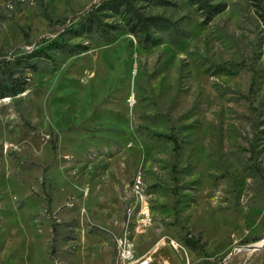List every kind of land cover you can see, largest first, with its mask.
<instances>
[{"label": "rangeland", "instance_id": "1", "mask_svg": "<svg viewBox=\"0 0 264 264\" xmlns=\"http://www.w3.org/2000/svg\"><path fill=\"white\" fill-rule=\"evenodd\" d=\"M105 2L0 0V264H264V0Z\"/></svg>", "mask_w": 264, "mask_h": 264}, {"label": "trees", "instance_id": "2", "mask_svg": "<svg viewBox=\"0 0 264 264\" xmlns=\"http://www.w3.org/2000/svg\"><path fill=\"white\" fill-rule=\"evenodd\" d=\"M138 1H147L151 2L153 0H106L104 3V6L107 10H110L114 13H125L127 14V24H129L130 28L129 30L135 34V35H141L144 37V41H141L142 44H156L158 41L151 35L150 29L151 27H159L163 25V21L161 18L155 17V16H149L145 17L144 15L137 13V11L134 8L135 2ZM197 3H199L201 6L207 8L208 12H212V10H215L214 7L210 5V0H196ZM80 21L81 29L83 30H89V31H96L97 33H100L101 35L108 37L109 34L113 31L118 30L117 26H114L109 23H104L102 21L101 15H95V16H89L85 19H82ZM52 48H56L59 51H66L70 48L67 44L53 42L51 44ZM42 53L41 49L34 50L32 54L35 56ZM30 54V55H32ZM24 56L18 57L17 62L19 65L23 64ZM30 57V56H29ZM4 63L7 65L9 64V61L4 59ZM2 65H0L1 67ZM25 90V87L23 85L17 84L15 80L8 81L6 79H3L0 76V100L6 97L10 96H16L17 94L23 92ZM173 143L175 144V148H179L177 140L169 136ZM187 245L192 248L196 249V243L188 241Z\"/></svg>", "mask_w": 264, "mask_h": 264}, {"label": "built area", "instance_id": "3", "mask_svg": "<svg viewBox=\"0 0 264 264\" xmlns=\"http://www.w3.org/2000/svg\"><path fill=\"white\" fill-rule=\"evenodd\" d=\"M121 241L122 240H120V242H119L120 247H121ZM132 256L133 255H132L131 251L130 252H122V248H121V252H120V260L121 261H123L125 263L128 259L132 258ZM140 264H148V261L147 260L143 261Z\"/></svg>", "mask_w": 264, "mask_h": 264}, {"label": "bare ground", "instance_id": "4", "mask_svg": "<svg viewBox=\"0 0 264 264\" xmlns=\"http://www.w3.org/2000/svg\"><path fill=\"white\" fill-rule=\"evenodd\" d=\"M122 242V241H121Z\"/></svg>", "mask_w": 264, "mask_h": 264}]
</instances>
